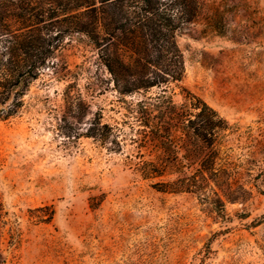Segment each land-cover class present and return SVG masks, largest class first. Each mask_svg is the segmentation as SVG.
Instances as JSON below:
<instances>
[{"label":"rangeland","instance_id":"obj_1","mask_svg":"<svg viewBox=\"0 0 264 264\" xmlns=\"http://www.w3.org/2000/svg\"><path fill=\"white\" fill-rule=\"evenodd\" d=\"M197 2L182 81L123 94L104 64L117 50L92 38L100 0L34 1L56 10L58 49L21 116L0 120V264H264V0ZM193 96L228 126L209 182L167 191L201 160L187 133L151 130L171 98L182 128L204 123Z\"/></svg>","mask_w":264,"mask_h":264},{"label":"trees","instance_id":"obj_2","mask_svg":"<svg viewBox=\"0 0 264 264\" xmlns=\"http://www.w3.org/2000/svg\"><path fill=\"white\" fill-rule=\"evenodd\" d=\"M35 0H0V120L10 121L22 114L25 98L33 84L43 73L54 71L58 49L52 23L57 18L53 8H40ZM80 7H92L97 0H82ZM102 11L97 16V29L92 38L97 42L96 32L100 30L108 38V45L114 49L106 52L105 66L114 77L118 87H124L123 94L149 90L154 87H168L182 81L184 74L183 54L178 45V36L183 28L195 22L200 12L197 0H100ZM108 9V10H107ZM118 52H123L120 56ZM52 72L51 75H53ZM130 87V88H127ZM198 101L191 108L205 110L197 116L204 123L188 126L185 130L184 113L171 98L169 108L161 119L166 124L151 133L162 139L161 132L172 139L176 132L187 133L194 146L191 158L201 160L196 172L180 171L179 179L165 184L167 191L202 187L209 182L218 160L219 146L216 132L225 130L228 122L206 104ZM152 126V116L145 112ZM216 117L217 122L212 116ZM187 117V115H185ZM177 123V124H176ZM192 123V122H191ZM179 124V125H178ZM163 130H160L162 129ZM176 162L178 156H173ZM200 173L199 176L196 173ZM161 176L160 172H155ZM3 204L0 202V212ZM264 219V217H263ZM264 221V220H263ZM263 221L259 224L263 223Z\"/></svg>","mask_w":264,"mask_h":264}]
</instances>
